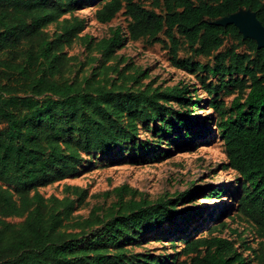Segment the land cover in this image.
Masks as SVG:
<instances>
[{
    "label": "trees",
    "instance_id": "trees-1",
    "mask_svg": "<svg viewBox=\"0 0 264 264\" xmlns=\"http://www.w3.org/2000/svg\"><path fill=\"white\" fill-rule=\"evenodd\" d=\"M145 1L106 0L94 18L107 23L123 10L128 39L162 43L171 65L200 84L219 114L227 166L239 176L235 213L258 239L250 258L233 239L212 235L213 225L188 236L181 248L184 258L173 257L168 264H264V48L235 25L216 23L245 9L264 26V0ZM77 2L0 0V264H154L158 259L151 255L129 257L124 245L178 215L180 197L136 199L137 191L127 184L103 192L116 200L93 207L86 217L73 215L86 190L67 186L76 200L44 197L36 190L41 181L75 173L82 154L108 155L135 141L141 126H174L172 103H185L190 87L161 89L148 83L134 88L136 82L129 85L133 74L113 64L93 67L89 77L65 79L64 45L79 38L89 50L111 58L121 43L117 32L98 40L78 36L80 22L74 16L48 38L45 27ZM221 91L235 95L228 115L217 97ZM12 217L23 221L9 222Z\"/></svg>",
    "mask_w": 264,
    "mask_h": 264
},
{
    "label": "rangeland",
    "instance_id": "rangeland-1",
    "mask_svg": "<svg viewBox=\"0 0 264 264\" xmlns=\"http://www.w3.org/2000/svg\"><path fill=\"white\" fill-rule=\"evenodd\" d=\"M105 1L78 0L64 11L57 22L45 27L46 35L52 39L61 31L63 20L74 16L80 22L78 36L88 35L94 40L112 36L115 32L120 36L121 43L111 58H106L101 51L89 50L79 38L64 45L63 52L69 58L63 65L64 78L89 77L93 67L113 64L119 68L126 67V73L133 74L135 80L129 85L136 82L134 88L148 83L161 89L189 84L187 100L185 103H172L170 122L175 123L174 126L167 125V130L154 129L151 123L141 126L135 141L114 149L108 155L82 154L75 173L52 182L41 181L36 190L44 197L74 200L76 196L67 191V186L86 190L85 202L79 206L77 201L74 203L73 215L82 217H86L93 207L105 208L114 202V196L104 197L102 193L123 184L137 191L136 199L146 198L155 202L160 198L180 197L176 206L178 215L171 222L155 233L126 242L124 251L129 257L151 255L158 259L154 264H168L173 257L181 260L184 258L181 254L184 240L191 234L206 233L215 225L212 235L233 239L244 254L252 258L258 239L253 229L234 210L239 176L227 166L217 127L219 114L209 106V98L194 76L171 65L168 50L162 43L128 39L129 18L123 10L111 21L99 23L94 18V12ZM145 4L148 5L149 0ZM229 44L230 41H227L225 46ZM185 55L187 53L182 49L179 56ZM196 60L205 62L207 59ZM210 80L214 79L209 77ZM234 96V93L226 94L224 91L217 94L226 104L224 113ZM178 118L183 120V125L176 121ZM217 188L219 193L214 194ZM194 208L200 209L201 214H194ZM7 220L21 223L23 218Z\"/></svg>",
    "mask_w": 264,
    "mask_h": 264
},
{
    "label": "water",
    "instance_id": "water-1",
    "mask_svg": "<svg viewBox=\"0 0 264 264\" xmlns=\"http://www.w3.org/2000/svg\"><path fill=\"white\" fill-rule=\"evenodd\" d=\"M216 23L235 25L243 37L252 38L257 43V47L264 48V26L258 21L255 13L240 9L233 14L218 19Z\"/></svg>",
    "mask_w": 264,
    "mask_h": 264
}]
</instances>
